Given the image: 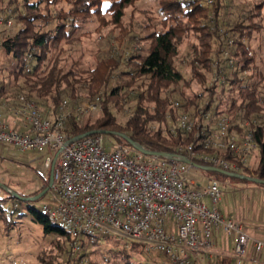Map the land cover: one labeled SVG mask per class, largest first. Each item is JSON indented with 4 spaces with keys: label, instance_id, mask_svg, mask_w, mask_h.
<instances>
[{
    "label": "trees",
    "instance_id": "16d2710c",
    "mask_svg": "<svg viewBox=\"0 0 264 264\" xmlns=\"http://www.w3.org/2000/svg\"><path fill=\"white\" fill-rule=\"evenodd\" d=\"M138 1L112 0L104 7L102 0H0V5L6 2L14 14L11 29L2 35L3 54L12 66L0 68V105L12 103L13 94L20 92L35 101L45 116L53 118L63 100L74 105L84 98L89 102L98 98L100 115L85 120L72 116L63 130L69 138L90 131L117 132L149 151L175 154L193 141V132L178 127L179 115L191 112L197 116L199 110H208L214 104V117L226 113L236 125L250 121L257 146L253 157L257 161L252 166L249 160L236 173L264 180V74L258 71L250 47L252 34L261 26L249 11H240L238 19L229 23L222 16L226 9L223 0H157L166 27L161 32L150 31V23H145V35L128 40L132 50L127 56L109 50L106 55L96 56L88 67H83L81 56L76 60L70 57L72 47L88 37L80 28L93 16L100 21L97 32L110 27L109 34L119 33L117 40L122 45L132 31L123 26L125 10L134 9ZM102 11L108 13L107 20L101 16ZM223 25L231 33L230 45L218 32ZM189 33L194 35L196 44L183 60L178 56L177 43ZM223 51H228V55L221 64ZM182 62L189 66L188 76L181 69ZM214 62L221 65L218 68L224 81L209 87L211 73L220 75L213 70ZM182 86L190 94H184L179 89ZM176 93L179 107H174L171 100ZM118 115L125 117L123 123L118 121ZM111 136L119 144L131 147L121 137ZM196 151L214 152L202 147ZM41 181L39 188L23 193L0 175V223L5 236L17 224L30 223L39 227L41 238L48 243L49 250L40 257L41 264H96L92 255L96 246L108 242L107 237L85 236L74 251L71 235L40 209L41 199L23 200L12 193L35 196L47 186L48 177ZM117 244L108 250L106 258L110 264H143L134 256L145 252L142 246L128 241ZM232 260L233 256H227L221 264H231Z\"/></svg>",
    "mask_w": 264,
    "mask_h": 264
},
{
    "label": "built area",
    "instance_id": "2783aa9c",
    "mask_svg": "<svg viewBox=\"0 0 264 264\" xmlns=\"http://www.w3.org/2000/svg\"><path fill=\"white\" fill-rule=\"evenodd\" d=\"M11 26L10 12H0V29ZM218 66L213 65V69ZM219 73H213L209 87L223 83L221 70ZM99 105L97 98L73 110L63 101L59 113L51 118L35 101L17 94L15 104L8 109L25 130L0 121V144L21 152L46 149L54 153V157L44 159L47 168L53 164V180L42 212L71 235L74 251L85 236H112L138 244L146 253L160 251L168 264H197L210 257L214 235L222 233L234 236L236 264L243 263L250 241L255 253H264V240H251L240 222L225 219L217 211L215 205L222 196L220 183L214 178L199 180L202 175L197 166L236 173L247 164L257 149L250 121L236 125L226 113L214 117L216 109L212 106L199 110L197 116L183 112L177 125L193 132L192 143L175 154L145 155L142 159L144 154L124 145L107 152L98 134L73 141L63 132L72 116L79 120ZM179 105L173 101L174 107ZM197 147L214 152L196 151Z\"/></svg>",
    "mask_w": 264,
    "mask_h": 264
},
{
    "label": "rangeland",
    "instance_id": "374dc122",
    "mask_svg": "<svg viewBox=\"0 0 264 264\" xmlns=\"http://www.w3.org/2000/svg\"><path fill=\"white\" fill-rule=\"evenodd\" d=\"M111 1L112 0H102V5L105 7ZM223 1L226 4V9L224 8L222 16L224 20L228 21L229 23H234L238 19V16L240 14L239 12L242 10L249 11L250 14L255 15V22L261 26V29L260 31L252 34L250 47L254 51L258 71L264 74V0ZM61 6L67 7V5H65L64 3H62ZM6 11L10 12L13 25L14 14L12 11V7L6 5V2H4L0 5V12L4 13ZM101 16L106 20L108 19V13H106L105 11H102ZM150 17L152 19L148 20V18ZM163 18L164 16L158 11L157 0H139L135 4L134 9L129 7L125 10L123 26L124 28H132V31L130 32L131 34H129L125 42L120 45L117 40L119 33L115 32L114 35L109 34L110 27H102L100 31L97 32L96 28L98 27L100 21L97 16H93L89 20L84 22L80 28L81 32L88 34V37L85 36L79 43L75 44L72 47L71 51H69V53L71 54L70 57L73 60H76L77 57L81 56L83 67H88L90 65H93V61L96 56L100 57L102 55H106L109 50L112 53H114L115 51H119L127 56L131 53L132 50V43L128 41L129 39H131V36L136 37L138 34L140 36H144L145 34L142 26L145 23H150V31H163V29L166 27V25H164L162 22ZM11 27L0 29L1 39L3 32L9 31ZM226 29L227 28L225 27V25H223L219 28L218 32L221 34V36H223L224 39L227 40V44L230 45V43L232 42V38H230L231 33L227 32ZM194 44H196V39L192 33H189V35H187L186 37L183 36L177 43L179 58L184 60L185 56L191 53L192 45ZM216 55L217 54H215L214 56ZM226 55H228V51H223L221 64H223ZM215 58L218 59V55ZM217 59H215V61ZM66 61H68V59ZM6 64L9 65V67L12 66V62H10V59L5 57V55L3 54V49L1 48L0 68ZM213 65H218V63L214 62ZM181 69L185 76H188V74H190L189 66H187L185 62H182ZM218 70L220 69L216 68V71ZM213 73H211V75H213ZM18 82L22 83V80L18 79ZM179 89H181L184 94H190V91L184 86ZM192 89L196 90V87L193 86ZM17 94L22 93L15 92L13 96H16ZM96 99L97 98L89 102L84 98L76 101L77 103L75 104L73 103L74 105H72L69 100L63 101H66L68 103L70 107L69 109L74 110L76 107L83 108L86 104L96 102ZM171 100L179 102L180 97L178 96V93L172 96ZM14 104L15 99L12 103H7L6 107H4V110H6V108L7 110H9L8 108ZM0 107L3 106L0 105ZM212 108H215L214 104L212 105ZM99 111L100 105L96 110L81 116L79 120H85L86 118L93 119L95 117H98L100 115ZM124 119L125 117L123 115H118V121L120 123H123ZM99 136L101 138L102 147L107 152H110L113 148L121 145L111 135L100 134ZM132 153L136 154L137 152L135 150H132ZM47 155L54 157V153L47 152L46 149L27 150L21 152L17 151L10 145L0 144V173L3 174L18 191L23 193H30L39 188L40 184H42V177H44L45 179L49 176L50 168H47L44 163V159ZM141 158L144 159L146 158V156L141 155ZM250 160L251 162L249 163L252 166L257 161L253 156ZM200 173L202 175V178H200L199 180L203 181V179L205 180L207 178H214L217 179L220 183L222 196L215 205L217 211L226 219L240 222L244 226V232L250 237V239H256L257 236L255 234V229L264 228V186H259L258 184L250 181L230 178L219 173L208 172L205 170H200ZM47 194H45L39 202L41 210L42 205L47 199ZM204 202L211 206V203L208 199H204ZM52 221L56 222L54 220ZM3 229V224L0 223V264H41L40 257L46 254V252L49 250V247L47 240L41 238L40 229L38 226L32 225L30 223L25 225L17 224L15 228L10 232L9 236H5V232ZM217 235H223L225 238L226 236L228 237V235L222 233ZM100 237H102V239L104 237H107L106 239H108V242L103 246H96L97 248L92 255V259L96 262V264H110V262L106 258L108 256L109 248L112 247L113 244H117L118 242L124 243L127 240L112 236ZM252 244V241H250L247 248V253L253 254V257H258L257 253L254 252ZM233 245L234 243H232V240L229 238L228 252H231V247ZM134 256L143 264H168L166 257L160 251H153L151 253L143 252L141 254H135ZM211 257L212 255L209 258ZM214 257L215 256H213L211 260L208 257H204V259H202L200 262H197V264H213L218 259V257ZM231 264H236L234 259L232 260Z\"/></svg>",
    "mask_w": 264,
    "mask_h": 264
},
{
    "label": "water",
    "instance_id": "95a60500",
    "mask_svg": "<svg viewBox=\"0 0 264 264\" xmlns=\"http://www.w3.org/2000/svg\"><path fill=\"white\" fill-rule=\"evenodd\" d=\"M95 134H107V135H116L118 137H121L122 139H124L132 148L136 149L137 151H139L140 153L144 154V155H154V156H166V153L163 152H152L149 151L148 149H146L145 147H143L142 145L133 142L132 140H130L129 137H127L124 134L121 133H117V132H110V131H90V132H86L83 133L81 135H78L77 137L73 138V141L79 140L83 137L86 136H90V135H95ZM182 161L185 163H192L189 159L187 158H182ZM198 168H200L201 170H205L208 172H216L225 176H228L230 178H236V179H240V180H246V181H250L253 182L255 184H261L264 185V180L258 179V178H253V177H248L246 175L243 174H239V173H235V172H227L215 167H210V166H200L197 165ZM52 180H53V164L50 166V170H49V176H48V183L47 186L40 191L37 195L35 196H31V197H21L19 196L17 193L12 192L16 197L23 199V200H29V201H36L41 199L49 190L51 184H52Z\"/></svg>",
    "mask_w": 264,
    "mask_h": 264
},
{
    "label": "crops",
    "instance_id": "0c3cea01",
    "mask_svg": "<svg viewBox=\"0 0 264 264\" xmlns=\"http://www.w3.org/2000/svg\"><path fill=\"white\" fill-rule=\"evenodd\" d=\"M0 121H4V122L8 123L9 126H11L13 129H16L18 131H24L25 130L22 127L20 120L17 117H15L12 112L7 110V108H6V110H4V107H0ZM242 227L244 228L243 225H242ZM217 234H221V233H215V235H214L215 247L213 245L211 255H212V257L213 256L218 257V259L213 264H216V263L221 264V259H224L227 256H233L232 249H231V252H228V249H229V238L232 240V243H234V236L228 235V237L226 236V238H225L223 235H217ZM255 234L257 236L256 239L264 240V228H262V229L256 228ZM231 248H233V246ZM257 256L258 257H253V254L247 253V256L244 259V262L242 264H264V253L257 254ZM211 258H209V259L211 260Z\"/></svg>",
    "mask_w": 264,
    "mask_h": 264
}]
</instances>
